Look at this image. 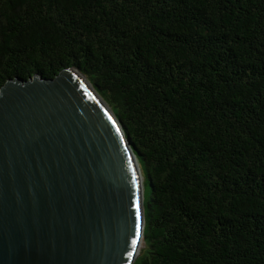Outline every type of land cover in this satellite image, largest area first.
I'll return each mask as SVG.
<instances>
[{
	"label": "trees",
	"instance_id": "trees-1",
	"mask_svg": "<svg viewBox=\"0 0 264 264\" xmlns=\"http://www.w3.org/2000/svg\"><path fill=\"white\" fill-rule=\"evenodd\" d=\"M71 67L139 164L132 264H264V0H0V86Z\"/></svg>",
	"mask_w": 264,
	"mask_h": 264
},
{
	"label": "water",
	"instance_id": "water-1",
	"mask_svg": "<svg viewBox=\"0 0 264 264\" xmlns=\"http://www.w3.org/2000/svg\"><path fill=\"white\" fill-rule=\"evenodd\" d=\"M142 175L77 68L0 86V264H132Z\"/></svg>",
	"mask_w": 264,
	"mask_h": 264
}]
</instances>
